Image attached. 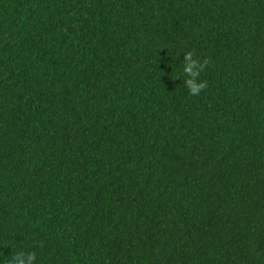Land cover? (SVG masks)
I'll return each instance as SVG.
<instances>
[{"label": "trees", "instance_id": "1", "mask_svg": "<svg viewBox=\"0 0 264 264\" xmlns=\"http://www.w3.org/2000/svg\"><path fill=\"white\" fill-rule=\"evenodd\" d=\"M21 250L264 264V0H0V264Z\"/></svg>", "mask_w": 264, "mask_h": 264}, {"label": "clouds", "instance_id": "2", "mask_svg": "<svg viewBox=\"0 0 264 264\" xmlns=\"http://www.w3.org/2000/svg\"><path fill=\"white\" fill-rule=\"evenodd\" d=\"M211 62V58H205L200 61L194 58V54L191 51L184 53L183 59V72L186 77L184 84L189 90V94L196 96L201 93L202 90L208 87L206 81H198V77L204 72ZM36 254L34 251H15L11 255V259L7 264H34Z\"/></svg>", "mask_w": 264, "mask_h": 264}]
</instances>
